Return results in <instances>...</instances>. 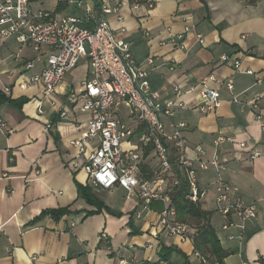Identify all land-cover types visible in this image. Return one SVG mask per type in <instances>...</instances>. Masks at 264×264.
Instances as JSON below:
<instances>
[{
    "label": "crops",
    "instance_id": "0c3cea01",
    "mask_svg": "<svg viewBox=\"0 0 264 264\" xmlns=\"http://www.w3.org/2000/svg\"><path fill=\"white\" fill-rule=\"evenodd\" d=\"M90 2L96 10L94 22L108 21L116 37L130 45L137 64L148 71L152 89L161 91L162 107L166 100L177 98L174 86L179 88L178 98L185 107L164 122L169 131L185 124L188 156L197 158L195 148L201 145L208 159L215 154L220 160L228 158L219 171L199 172L200 187L221 178L232 185L235 198L257 206V218L243 223L237 217L229 220L215 214L212 194L205 200L203 208L212 214L216 236L230 252L223 264H264V0H156L151 9L144 3L133 7L129 0H109L111 5L123 4L121 21L117 14L103 15L99 0ZM33 6L53 13L59 6L58 16H82L67 0H36ZM180 35L183 40L178 39ZM224 55L238 59L242 72L222 64ZM33 57L29 47L0 35V90L14 100L28 99L21 108L9 104L0 108V119L6 123L0 129V264H120L122 260L126 264H167L159 252L168 248L170 264L186 259L200 264L192 244L163 234L159 249L147 250L146 245L157 238L148 230L155 213L144 211L132 199L113 203L100 197H111L122 188L96 190L100 195L92 189L109 211L89 213L97 207L79 196L78 186L89 185L85 172L71 165L75 150L70 146L91 118L71 104L72 94L83 90L88 62L79 67L78 63L67 74L52 100H42V86L21 89L18 85L24 63ZM148 57L155 61L153 71L146 65ZM248 70L254 74L245 73ZM210 76L215 78L208 82L211 88L232 80L234 91L222 88L220 108L202 114L199 93ZM234 96L244 102L259 98L263 118L256 119L247 105L233 102ZM40 101L43 114L38 113ZM58 107L68 108L71 122L60 117ZM220 136L231 140L216 147L214 141ZM253 150L263 155L253 160ZM147 162L144 171L150 176L156 170V159L151 155ZM34 164L41 170L39 176L34 175ZM27 175L32 178L29 185L24 179ZM59 208L72 213L58 221L45 216L29 226L44 211ZM229 221L233 225L225 230Z\"/></svg>",
    "mask_w": 264,
    "mask_h": 264
},
{
    "label": "built area",
    "instance_id": "2783aa9c",
    "mask_svg": "<svg viewBox=\"0 0 264 264\" xmlns=\"http://www.w3.org/2000/svg\"><path fill=\"white\" fill-rule=\"evenodd\" d=\"M36 0H0V35L3 38H15L22 46L29 47L34 57L24 63L25 71L19 76L21 89L42 86V100H52L63 85L68 73L73 71L81 57L89 65V75L82 83V92L72 94L71 104L80 106L91 118L81 135L70 142L75 150L71 162L74 169H81L87 175L88 185L94 190H112L122 188L127 198L135 200L143 210L155 213L150 221L149 231L155 232L156 241L146 245L147 250H158L161 244L160 235L176 238L180 242H188L194 247V255L200 264L210 263L195 248V240L199 227L179 221L176 207L173 204V192L183 184L189 189L188 200L204 205L209 195L214 196V213L227 219L237 217L241 222L257 218V206L244 204L234 197V188L221 178L214 184L201 188L199 172L214 169L219 171L228 158L219 159L217 154L207 158L203 146H196L197 158L188 156V140L183 134L185 124L175 125L168 130L164 118L172 117L184 103L179 100V88L174 86L177 98L165 101L161 106L162 94L152 89L148 81V71L134 60L130 45L116 37L108 21H95L94 28L83 24L94 21L95 8L90 0H67L82 16H58L47 10H36ZM133 7L142 5L140 0H129ZM148 8H153L156 0H145ZM111 5L109 0H99L103 15L117 14L122 20L121 6ZM178 39L183 40L180 35ZM199 41L202 39L198 37ZM181 48H185L184 41ZM221 63L229 65L235 73H240L241 62L233 57L222 56ZM146 65L151 71L156 69L155 61L148 57ZM39 67V71H36ZM245 73L253 75L252 70ZM209 81L201 84L198 110L209 114L220 108L221 89L230 93L234 91L232 80L219 82V88H211ZM233 102L247 105L256 119L261 120L259 98L244 102L238 96ZM43 102H39L38 113L43 114ZM53 106L56 103L51 101ZM128 109L125 122L121 113V105ZM60 117L71 122L67 107H58ZM48 124L47 128H50ZM6 123L0 119V129ZM231 139L220 136L214 141L217 147ZM245 148L244 143L240 144ZM151 149L146 156V150ZM153 155L157 161L156 170L148 176L144 168L148 166V158ZM263 153L259 150L251 152V159L259 158ZM34 175L39 176L41 170L33 165ZM8 177V175H5ZM26 184L32 182L31 175L24 176ZM161 204L160 210L152 208V204ZM141 218V214H137ZM232 222L226 223L227 230ZM158 232V234H157ZM126 264V261H120Z\"/></svg>",
    "mask_w": 264,
    "mask_h": 264
},
{
    "label": "trees",
    "instance_id": "16d2710c",
    "mask_svg": "<svg viewBox=\"0 0 264 264\" xmlns=\"http://www.w3.org/2000/svg\"><path fill=\"white\" fill-rule=\"evenodd\" d=\"M141 3H144L145 0H140ZM60 8L56 9V12H59ZM84 27L94 28L95 22L89 21L83 24ZM28 102L27 98H20L14 100L12 97L7 96L4 92L0 90V108L4 104L14 105L16 107H23L25 103ZM151 149L146 150V156L149 155ZM79 196L82 197L88 204L97 207V211L89 212L99 213L103 208H106L105 205L95 196L93 190L90 186H78ZM188 187L183 184L178 187L173 192V204L176 207L178 219L181 222L187 223L188 221L196 222L199 227L198 234L195 240V248L201 251V253L208 259L210 263L218 262L219 264H223L224 260L230 255V252L225 250L218 240L215 232V228L211 224V216L212 214L203 208L202 204H195L188 200L189 195ZM157 204V205H156ZM153 209L160 210L162 208L161 204L154 203L152 204ZM108 211L109 209L106 208ZM71 210L69 208H59L44 211L39 217L35 218L33 221L29 223V226H34L45 216H51L54 220L58 221L62 217L71 214ZM89 215V214H88ZM161 260L170 264L171 258V249H164L160 252ZM182 264H190L187 259Z\"/></svg>",
    "mask_w": 264,
    "mask_h": 264
},
{
    "label": "rangeland",
    "instance_id": "374dc122",
    "mask_svg": "<svg viewBox=\"0 0 264 264\" xmlns=\"http://www.w3.org/2000/svg\"><path fill=\"white\" fill-rule=\"evenodd\" d=\"M85 61H86V59L84 57H81L78 67L81 66V65H83L85 63ZM121 110H122L121 115H122L123 119L125 120V122L130 123L129 120H128V118H127L128 109H127V107L124 104L121 105ZM154 164L157 165V161ZM95 193L97 195H100V191H96L95 190ZM100 197H102V199H105L108 202L117 203L119 201H122L123 199H126L127 198V193H126V191H124L123 189H121L115 195H113L111 197L108 196V194H106V195H100ZM187 223L190 224V225H195V226L198 225L194 221H192V222L191 221H188Z\"/></svg>",
    "mask_w": 264,
    "mask_h": 264
}]
</instances>
